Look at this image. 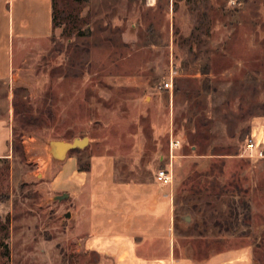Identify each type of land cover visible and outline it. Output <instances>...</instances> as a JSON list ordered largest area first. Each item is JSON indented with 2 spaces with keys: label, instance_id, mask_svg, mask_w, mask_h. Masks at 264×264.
Listing matches in <instances>:
<instances>
[{
  "label": "rangeland",
  "instance_id": "rangeland-1",
  "mask_svg": "<svg viewBox=\"0 0 264 264\" xmlns=\"http://www.w3.org/2000/svg\"><path fill=\"white\" fill-rule=\"evenodd\" d=\"M53 2L26 65L8 66L0 20V264L93 260L69 197H54L68 194L64 167L109 160L120 181L169 171L181 254L249 248L264 264V151H246L264 120V0ZM76 138L88 144L54 158L50 142Z\"/></svg>",
  "mask_w": 264,
  "mask_h": 264
},
{
  "label": "crops",
  "instance_id": "crops-1",
  "mask_svg": "<svg viewBox=\"0 0 264 264\" xmlns=\"http://www.w3.org/2000/svg\"><path fill=\"white\" fill-rule=\"evenodd\" d=\"M53 12V0H0V20L7 21L8 66L15 58L19 64L21 57L28 63L23 52L31 48L26 42L50 37ZM20 70L12 73L13 82ZM250 136L264 144V120L251 128ZM157 171L153 179L136 182L118 180L112 160L93 162L87 171L63 168L58 177L68 182L72 232L79 250L94 256L83 264H196L177 245L172 183H160ZM251 259L249 248L232 249L200 264H251Z\"/></svg>",
  "mask_w": 264,
  "mask_h": 264
},
{
  "label": "water",
  "instance_id": "water-1",
  "mask_svg": "<svg viewBox=\"0 0 264 264\" xmlns=\"http://www.w3.org/2000/svg\"><path fill=\"white\" fill-rule=\"evenodd\" d=\"M88 144L87 138H81V139H74L71 142H63V141H52L50 142V149L52 152V155L55 159L61 160L65 158L68 152L73 151L75 149H81L85 147ZM68 198L67 193H63L62 195H58L54 197V200H64ZM70 216L69 213L65 214L64 217L68 218ZM183 220L188 223L190 221L189 217H183Z\"/></svg>",
  "mask_w": 264,
  "mask_h": 264
},
{
  "label": "built area",
  "instance_id": "built-area-1",
  "mask_svg": "<svg viewBox=\"0 0 264 264\" xmlns=\"http://www.w3.org/2000/svg\"><path fill=\"white\" fill-rule=\"evenodd\" d=\"M161 88L168 90L171 88V83L165 82L161 85ZM246 151L249 153V158H262L264 144L258 143L253 136H250ZM157 180L164 185L171 184V174L167 169H159L157 171Z\"/></svg>",
  "mask_w": 264,
  "mask_h": 264
},
{
  "label": "trees",
  "instance_id": "trees-1",
  "mask_svg": "<svg viewBox=\"0 0 264 264\" xmlns=\"http://www.w3.org/2000/svg\"><path fill=\"white\" fill-rule=\"evenodd\" d=\"M53 22H54V17H53ZM243 209L248 212L249 211V205L248 204H245L244 207H243ZM179 220L180 219H178V217L175 216V222H178Z\"/></svg>",
  "mask_w": 264,
  "mask_h": 264
},
{
  "label": "bare ground",
  "instance_id": "bare-ground-1",
  "mask_svg": "<svg viewBox=\"0 0 264 264\" xmlns=\"http://www.w3.org/2000/svg\"><path fill=\"white\" fill-rule=\"evenodd\" d=\"M149 2H150L151 4H153V3L155 2V0H149Z\"/></svg>",
  "mask_w": 264,
  "mask_h": 264
}]
</instances>
